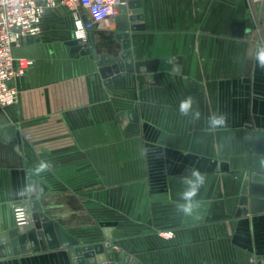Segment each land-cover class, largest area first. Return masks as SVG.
I'll list each match as a JSON object with an SVG mask.
<instances>
[{
    "label": "crops",
    "instance_id": "obj_1",
    "mask_svg": "<svg viewBox=\"0 0 264 264\" xmlns=\"http://www.w3.org/2000/svg\"><path fill=\"white\" fill-rule=\"evenodd\" d=\"M141 3L143 28L130 32L132 59H182L180 72L158 73V86L136 73L123 85H105L95 60L71 55L74 31L53 46L42 35L19 49L37 64L16 82L19 103L0 108V234L16 226L14 206L30 201L16 193L31 172L48 187L44 212L81 245L112 246L118 263L125 253L142 264H264V211L237 216L254 137L264 134V69L248 54L264 40V18L250 0ZM115 31L114 21L95 31L99 55L123 51ZM188 95L198 120L179 113ZM214 112L227 114V129L207 131ZM145 144L164 147L145 161ZM41 160L52 169L37 175ZM193 167L206 174L198 220L176 210L181 178ZM0 264L72 258L60 249Z\"/></svg>",
    "mask_w": 264,
    "mask_h": 264
},
{
    "label": "water",
    "instance_id": "obj_2",
    "mask_svg": "<svg viewBox=\"0 0 264 264\" xmlns=\"http://www.w3.org/2000/svg\"><path fill=\"white\" fill-rule=\"evenodd\" d=\"M256 7L260 16L264 18V0L257 1ZM142 20L141 0H121L119 14L114 22L116 24L115 35L122 41L123 51L117 56L99 55L94 32H90L85 39L76 37L67 43L71 48L70 53L95 60L105 85H123L124 76L128 73H136L144 84L158 86L161 84L158 73L180 72L182 59L166 57L135 62L131 57L130 32L142 29L140 23ZM83 22L86 23L85 17H83ZM39 41V37H28L26 44L32 45ZM151 74L156 76L150 81L149 75ZM129 120L140 122L135 111L129 112ZM252 153L251 171L244 180L237 216L264 211L263 133H256ZM27 183L38 186L37 191L31 195L30 201L23 203L28 222L0 234V259L65 249L72 258V264H142L125 253L120 254L118 263L114 249L110 245H81L79 240L71 236L57 221L44 212L40 201L48 191L44 182L29 172Z\"/></svg>",
    "mask_w": 264,
    "mask_h": 264
},
{
    "label": "built area",
    "instance_id": "obj_3",
    "mask_svg": "<svg viewBox=\"0 0 264 264\" xmlns=\"http://www.w3.org/2000/svg\"><path fill=\"white\" fill-rule=\"evenodd\" d=\"M120 5L121 0H0V108L19 103L16 82L29 73L37 61L18 51L27 45L28 37L43 35L48 11L70 10L75 25L74 38L85 39L88 33L111 24L119 14ZM253 29L256 31L255 26ZM80 30L82 35H79ZM13 217L16 226L28 222L23 203L14 206Z\"/></svg>",
    "mask_w": 264,
    "mask_h": 264
},
{
    "label": "clouds",
    "instance_id": "obj_4",
    "mask_svg": "<svg viewBox=\"0 0 264 264\" xmlns=\"http://www.w3.org/2000/svg\"><path fill=\"white\" fill-rule=\"evenodd\" d=\"M250 58L256 63V65L264 69V40L256 43V45L249 49ZM194 99L191 95H188L182 99L179 103V113L182 116H190L193 119H200L201 113L198 109H194ZM228 116L226 113L214 112L207 118V131L210 133L217 132L222 129H227ZM163 144H145L140 148V154L147 161L150 154H156L158 148H163ZM159 155H163L160 153ZM52 169V164L49 161L41 160L36 166L35 173L49 171ZM183 184V190L179 193V201L176 203V210L182 213L186 217H192L195 220L200 219L198 211L201 208V201L197 199L201 188L206 183V174L202 173L199 169L193 167L187 175L181 178ZM37 185L33 183H26L21 189L17 191V195L20 197H30L37 191ZM169 238L173 236V233H168Z\"/></svg>",
    "mask_w": 264,
    "mask_h": 264
},
{
    "label": "rangeland",
    "instance_id": "obj_5",
    "mask_svg": "<svg viewBox=\"0 0 264 264\" xmlns=\"http://www.w3.org/2000/svg\"><path fill=\"white\" fill-rule=\"evenodd\" d=\"M52 15V19L49 20V16ZM72 12L70 10L59 9L48 11L44 18V33L43 35L47 37L46 45L53 46L62 42L61 33H65V36L69 35V31L75 30L74 20L71 19ZM63 33V34H64ZM61 38H60V37ZM47 46H44V49H47ZM28 49V48H27ZM43 50L42 48L38 50H32V54H36L39 51ZM30 51V50H29ZM20 54H30L26 49L20 50ZM35 56V55H34Z\"/></svg>",
    "mask_w": 264,
    "mask_h": 264
},
{
    "label": "bare ground",
    "instance_id": "obj_6",
    "mask_svg": "<svg viewBox=\"0 0 264 264\" xmlns=\"http://www.w3.org/2000/svg\"><path fill=\"white\" fill-rule=\"evenodd\" d=\"M110 25H111V24L109 23L108 25L105 26V28H108ZM81 31H82V30H80L79 35H82V34H81Z\"/></svg>",
    "mask_w": 264,
    "mask_h": 264
}]
</instances>
